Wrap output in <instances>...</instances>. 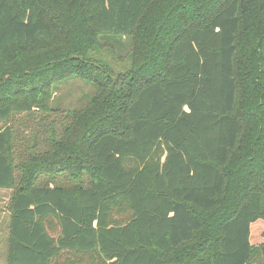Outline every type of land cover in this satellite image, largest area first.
<instances>
[{"label":"trees","instance_id":"16d2710c","mask_svg":"<svg viewBox=\"0 0 264 264\" xmlns=\"http://www.w3.org/2000/svg\"><path fill=\"white\" fill-rule=\"evenodd\" d=\"M44 1L0 0L4 264H264V0ZM70 76L94 92L58 111Z\"/></svg>","mask_w":264,"mask_h":264},{"label":"rangeland","instance_id":"374dc122","mask_svg":"<svg viewBox=\"0 0 264 264\" xmlns=\"http://www.w3.org/2000/svg\"><path fill=\"white\" fill-rule=\"evenodd\" d=\"M122 43L123 45L114 44L113 48L110 45H98L91 55L106 67L111 68L112 71L114 70V73L118 70L121 72L130 63L128 52H130L131 48L128 40L123 39ZM93 92V86L87 81L78 77H65L64 79L55 82L53 85L50 106L62 112L79 110L86 105ZM57 110L55 112H57ZM48 120L44 119V114L34 112L30 117L23 114L14 115L11 121L6 124L18 131L17 136H19V138H29L36 132H38L40 137H43L44 127ZM56 122H61L62 126L65 124V120L63 119H60V121L56 120ZM70 179L69 174L67 176L64 175L60 182L63 184H69ZM13 192V189L0 190V264L5 263L7 254L9 226L8 203ZM121 217V220L123 221L125 215H122ZM250 243L254 246L264 243V220L259 219L252 223L250 228ZM92 263H95V261H92Z\"/></svg>","mask_w":264,"mask_h":264}]
</instances>
